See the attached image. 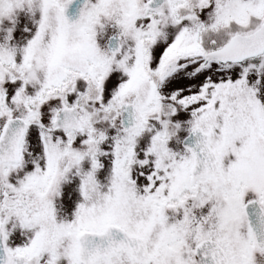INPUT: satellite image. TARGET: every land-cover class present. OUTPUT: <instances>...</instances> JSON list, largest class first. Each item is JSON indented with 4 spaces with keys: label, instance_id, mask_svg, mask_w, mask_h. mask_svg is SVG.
Masks as SVG:
<instances>
[{
    "label": "snow or ice",
    "instance_id": "6c2138e0",
    "mask_svg": "<svg viewBox=\"0 0 264 264\" xmlns=\"http://www.w3.org/2000/svg\"><path fill=\"white\" fill-rule=\"evenodd\" d=\"M0 264H264V0H0Z\"/></svg>",
    "mask_w": 264,
    "mask_h": 264
}]
</instances>
